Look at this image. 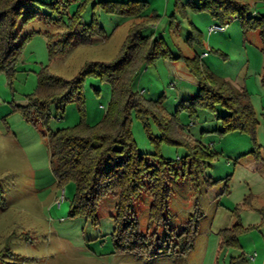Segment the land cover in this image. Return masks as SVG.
<instances>
[{"label":"rangeland","instance_id":"374dc122","mask_svg":"<svg viewBox=\"0 0 264 264\" xmlns=\"http://www.w3.org/2000/svg\"><path fill=\"white\" fill-rule=\"evenodd\" d=\"M100 1L34 0L17 25L18 41L27 35L28 40L14 69H0V253L4 255L0 264H232L234 260L264 264L262 39L259 30H245L236 16L225 29L211 32L209 27L220 22L208 10L191 6L198 0H145L144 13L152 19L142 34L162 37L169 55L141 69L133 89L145 99L160 101L165 122L171 127L177 122L179 138H162L155 118H144L136 111L131 128L138 151L151 161L170 160L179 169L177 177H169L171 195L165 218L151 219V181L135 195L130 211L150 242L147 246L114 251L118 193L102 197L97 224L85 215H71L76 184L72 179L60 181L55 174L50 134L82 119L89 124L102 121L111 107L112 85L94 75L87 77L81 99L62 107L50 102L45 110L40 108L48 111L47 118L39 117V107L31 100L37 97L43 102L37 87L45 69L72 78L87 62L117 56L130 26L139 19L106 10ZM242 1L253 15L264 14V0ZM64 3L68 4L65 10ZM31 13L37 15L25 21ZM72 15H77L78 32L92 23L103 34L51 56L52 35L63 40L62 31ZM195 55L208 84L220 81L223 86L246 90L256 119L253 128L238 125L223 131L227 106L218 101L214 106L196 105L191 113L187 106L200 91L199 75L188 59ZM25 107L30 110L28 116ZM194 157L199 167L193 168ZM189 223L196 233L185 252L176 244L185 243L180 233ZM154 240L159 242L155 249H162L152 255Z\"/></svg>","mask_w":264,"mask_h":264},{"label":"trees","instance_id":"16d2710c","mask_svg":"<svg viewBox=\"0 0 264 264\" xmlns=\"http://www.w3.org/2000/svg\"><path fill=\"white\" fill-rule=\"evenodd\" d=\"M33 1L0 0V69H14L17 55L28 40L27 35L21 42L18 41L17 25ZM100 2L106 10L139 19L130 26L117 56L108 61L87 62L72 78L48 73L45 69L40 74L37 87V96L43 97V102H39L40 99L36 97L37 100H31L33 101L31 104L39 107V117L47 118L48 111L44 113L40 108L45 110L46 104L50 102H56L58 107H62L69 101L81 99L87 77L94 75L111 83L112 103L102 121L89 124L82 119L71 127L58 129L50 134L51 164L60 181L72 179L76 184L71 215H85L97 224V207L102 197L109 193H118L112 236L116 248L114 251L124 252L132 251L134 245L143 247L150 243L145 238V232L139 230L138 221L130 217L135 195L145 188L147 181H151L153 204L150 208V216L151 219L162 220L168 211L171 195L169 177H177L179 174V169L174 167L170 160L156 157L151 161L145 153L138 151L131 128L132 113L136 111L144 118L152 115L162 128V138L169 141L179 138L176 135L178 125L177 122L173 124L174 128L165 122L160 101L145 99L141 92L133 89L135 77L141 69L156 59L169 55V48L162 37L142 34L143 28L151 23L152 19L144 13L147 8L146 1L101 0ZM190 4L196 10H208L220 24H226L236 16L245 30H259L264 53V14L253 15L245 1L198 0ZM67 5L64 3L62 9L65 10ZM36 15L31 13L25 21ZM76 16H69V25L62 31L66 34L63 40L56 39L55 34L52 35L51 38L55 40L53 39L50 44L51 56L57 52H64L75 42L90 43L92 36L103 34L102 28L92 23L83 28L82 32H78L75 28ZM73 32L75 35L70 37ZM188 59L192 61V70L200 78V91L187 106L191 113L196 105L214 106L215 101H218L227 106V113L222 116L226 126L223 131L238 125H242L243 128H253L256 119L248 104L246 90L223 86V82L220 81L212 82V85L208 84L204 75L202 76V62L199 55ZM24 111L28 116L30 110L25 107ZM243 116L244 121L240 123ZM174 121L173 119V123ZM193 159H196V162L192 163L193 168L199 167L198 158ZM227 232L228 230H223V233ZM195 233L196 229L192 231V225L189 223L180 233V237H185V243L176 245H181L185 252L188 251ZM233 236L235 238V235ZM128 243L130 245H127ZM156 243L159 242L156 240L151 242L152 255L158 254L162 249L157 246L156 250ZM171 244L173 243L169 242V246ZM1 256L0 261L3 260L4 255ZM232 264H238L237 260Z\"/></svg>","mask_w":264,"mask_h":264},{"label":"built area","instance_id":"2783aa9c","mask_svg":"<svg viewBox=\"0 0 264 264\" xmlns=\"http://www.w3.org/2000/svg\"><path fill=\"white\" fill-rule=\"evenodd\" d=\"M227 27V23L226 24H220V23H216V24H212L210 27H209V30L212 32V31H215V30H223ZM255 255H252L251 256V259H254L255 258Z\"/></svg>","mask_w":264,"mask_h":264}]
</instances>
